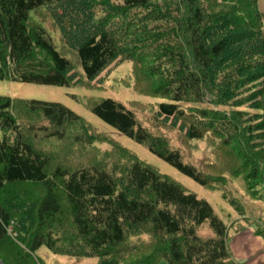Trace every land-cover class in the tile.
I'll use <instances>...</instances> for the list:
<instances>
[{
    "label": "trees",
    "instance_id": "1",
    "mask_svg": "<svg viewBox=\"0 0 264 264\" xmlns=\"http://www.w3.org/2000/svg\"><path fill=\"white\" fill-rule=\"evenodd\" d=\"M78 1L83 4L78 21L92 31L75 49L84 76L92 80L119 59L134 65L150 61L148 80L159 81L150 96L165 101L158 114L191 123H185L190 141L212 134L234 146L250 169L246 179L253 188L247 193L261 197L264 16L259 0ZM65 2L0 0V81L57 87L78 82L70 75L71 61L37 22L40 11ZM70 31L62 35L71 42ZM19 110L39 115L55 129L42 137L46 144L62 142L75 128L82 138L74 139L88 154L94 143L112 142L62 104L0 96V251L7 255L0 253L1 264H38L42 247L56 256L97 258L98 264H238L229 250V227L208 202L126 151L123 185L107 169L55 165L56 154L39 153L29 143ZM90 110L207 186L206 175L186 163L169 138L140 124L123 104L103 99ZM22 185L37 188L36 201L24 193L4 201V193ZM206 224L211 239L199 236ZM255 234L264 243V229Z\"/></svg>",
    "mask_w": 264,
    "mask_h": 264
},
{
    "label": "rangeland",
    "instance_id": "2",
    "mask_svg": "<svg viewBox=\"0 0 264 264\" xmlns=\"http://www.w3.org/2000/svg\"><path fill=\"white\" fill-rule=\"evenodd\" d=\"M76 1L68 0L61 5L40 11L37 22L41 26L43 24L58 51L64 53L71 61L70 75L78 82L71 87H57L0 81V96L15 100L62 104L82 117L92 130L97 131V134H103L104 138H111L112 142H96L93 144V153L88 154V147H84L80 140L74 139L75 137L82 138L78 134L79 130L75 128L74 135L65 136L62 142L51 141L46 144L42 137H48L55 133V129L39 115L24 114L19 110L18 117L27 122L25 124L27 125L26 132L30 134L29 143L39 153L56 154L51 162L55 165H59L60 161L73 170L90 166L100 170L107 169L114 173L122 185L125 181L124 171H126L122 164L126 161L125 158L128 162V156L124 152L134 154L141 162L154 167L162 175L184 186L199 199L208 202L216 216L229 228L233 227L229 230V250L238 264H245L246 261L242 255L234 251V240L237 233L243 231L242 227H251L255 230L264 229V190H260L261 197H258V194L255 196L252 194V197L247 193V189L253 188L246 179L250 169L240 159L239 151L232 145L224 144L212 134L198 142L190 141L186 134L185 123L186 125L191 123L183 119L166 120L158 114V105L165 101L150 96L154 95L153 91L159 83L157 80L152 83L148 80L150 78L147 77L149 74L147 66L150 61L145 63L144 60L143 65H134L129 60H115L96 78L87 79L80 68L75 49L85 37L91 36L92 31L90 26L79 23L80 16L76 13L82 10L83 4ZM103 1L106 0L101 2ZM119 3L121 1L111 0V4ZM101 5L105 6V2ZM259 8L264 16V0H259ZM69 28L72 29L70 31L73 39L71 42L64 40L62 35V31L70 30ZM103 99H111L123 104L134 112L140 124L148 127L156 135H164L169 138L172 146L180 150L184 161L206 175L204 179L207 186L203 187L192 178L180 173L173 166L151 153L145 146L138 144L96 117L91 112L90 105ZM92 161L93 163H91ZM126 162L124 166H128ZM20 193H24L29 200L36 201L39 191L33 186H16L4 193V201L9 196ZM35 201L30 203L29 207L33 206ZM241 223L242 225H240ZM10 231L12 232V229ZM199 236L202 239L214 237L208 224L200 229ZM144 239L147 240V237L144 236ZM0 253L6 254L2 251ZM36 255L40 260L38 264L99 263L97 258L56 256L46 247H42ZM159 264L168 263L160 261Z\"/></svg>",
    "mask_w": 264,
    "mask_h": 264
},
{
    "label": "crops",
    "instance_id": "3",
    "mask_svg": "<svg viewBox=\"0 0 264 264\" xmlns=\"http://www.w3.org/2000/svg\"><path fill=\"white\" fill-rule=\"evenodd\" d=\"M230 229H233V227ZM242 230L241 233H237L238 235L234 240V251L242 255V258L246 261L245 264H264V243L262 239L255 234V229L251 227H242Z\"/></svg>",
    "mask_w": 264,
    "mask_h": 264
}]
</instances>
